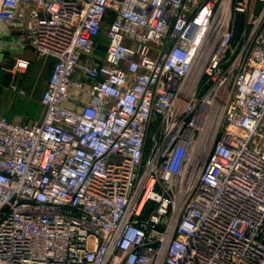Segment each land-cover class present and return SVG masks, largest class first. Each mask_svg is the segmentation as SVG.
<instances>
[{"label":"built area","instance_id":"1","mask_svg":"<svg viewBox=\"0 0 264 264\" xmlns=\"http://www.w3.org/2000/svg\"><path fill=\"white\" fill-rule=\"evenodd\" d=\"M0 18L54 60L43 118L0 115V264H264V0Z\"/></svg>","mask_w":264,"mask_h":264},{"label":"crops","instance_id":"2","mask_svg":"<svg viewBox=\"0 0 264 264\" xmlns=\"http://www.w3.org/2000/svg\"><path fill=\"white\" fill-rule=\"evenodd\" d=\"M2 2L0 0V9ZM18 57L31 61L28 71L20 78L9 71ZM53 63L52 58L39 56L13 22L0 18V115L15 121L41 120L45 107L40 98L47 87ZM14 84L18 85L17 89L13 88Z\"/></svg>","mask_w":264,"mask_h":264},{"label":"water","instance_id":"3","mask_svg":"<svg viewBox=\"0 0 264 264\" xmlns=\"http://www.w3.org/2000/svg\"><path fill=\"white\" fill-rule=\"evenodd\" d=\"M243 21H244V14L240 13L236 20L235 40H237L241 34Z\"/></svg>","mask_w":264,"mask_h":264},{"label":"rangeland","instance_id":"4","mask_svg":"<svg viewBox=\"0 0 264 264\" xmlns=\"http://www.w3.org/2000/svg\"><path fill=\"white\" fill-rule=\"evenodd\" d=\"M50 64H51V63H50ZM261 132L264 133V120H263V124H262V126H261Z\"/></svg>","mask_w":264,"mask_h":264}]
</instances>
